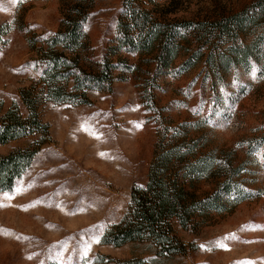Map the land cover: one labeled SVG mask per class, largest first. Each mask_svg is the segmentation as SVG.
Masks as SVG:
<instances>
[{"label": "rangeland", "instance_id": "obj_1", "mask_svg": "<svg viewBox=\"0 0 264 264\" xmlns=\"http://www.w3.org/2000/svg\"><path fill=\"white\" fill-rule=\"evenodd\" d=\"M255 1L143 0L161 20L194 23L175 59L163 65L157 52L117 51L110 91H90L87 104L45 102L39 113L48 133L0 145V157L38 150L15 187L0 190V264H264V19L235 39L214 25ZM66 5L0 0V117L15 103L28 116L21 92L37 84L43 40L61 30ZM123 9V0L88 8L85 69L116 46ZM246 47L250 55L238 63ZM172 142L239 168L238 183L252 197L186 229L172 220L181 243L173 255L150 242L103 244L127 214L133 187L147 184L158 148ZM196 188L210 194L214 183Z\"/></svg>", "mask_w": 264, "mask_h": 264}, {"label": "trees", "instance_id": "obj_2", "mask_svg": "<svg viewBox=\"0 0 264 264\" xmlns=\"http://www.w3.org/2000/svg\"><path fill=\"white\" fill-rule=\"evenodd\" d=\"M61 30L43 40L35 68L39 80L21 92V100L28 111L24 117L15 103L0 117V145L24 138L32 132L48 133L49 127L40 119L39 107L45 102L58 104H87L90 91H110L117 66L112 58L117 51L134 55L158 53L163 65L175 59L178 45L190 33L193 22H167L154 12L142 9L143 0H123V12L118 22L116 46L108 56L87 70L82 66V54L87 49L85 26L94 0H66ZM250 11L236 13L214 22L231 39L237 33L247 34L258 28L264 19V0H256ZM88 6V7H87ZM249 48L241 51L244 62ZM237 63V64H238ZM130 69V67H129ZM187 144L172 142L158 150L150 165L145 186L133 187L129 210L122 221L108 229L102 243L122 247L134 242H150L162 254L173 255L181 243L173 236L172 220L182 228L197 225L211 214L226 212L252 197L241 188L236 177L239 168L219 164L214 152H184ZM37 148L16 151L0 157V190L11 191L23 177L37 155ZM214 183L210 194H198L200 182ZM181 249V248H180Z\"/></svg>", "mask_w": 264, "mask_h": 264}, {"label": "snow or ice", "instance_id": "obj_3", "mask_svg": "<svg viewBox=\"0 0 264 264\" xmlns=\"http://www.w3.org/2000/svg\"><path fill=\"white\" fill-rule=\"evenodd\" d=\"M232 238H235V237H234V235H233V237H232ZM97 242H98V241H97ZM221 246H223V245H221Z\"/></svg>", "mask_w": 264, "mask_h": 264}]
</instances>
